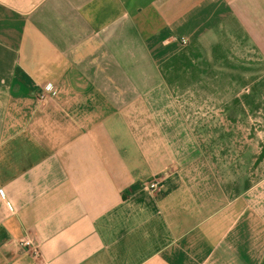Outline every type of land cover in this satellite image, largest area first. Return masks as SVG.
I'll return each instance as SVG.
<instances>
[{"label":"crops","instance_id":"1","mask_svg":"<svg viewBox=\"0 0 264 264\" xmlns=\"http://www.w3.org/2000/svg\"><path fill=\"white\" fill-rule=\"evenodd\" d=\"M0 264H264V0H0Z\"/></svg>","mask_w":264,"mask_h":264},{"label":"built area","instance_id":"2","mask_svg":"<svg viewBox=\"0 0 264 264\" xmlns=\"http://www.w3.org/2000/svg\"><path fill=\"white\" fill-rule=\"evenodd\" d=\"M158 182H154L153 184H151V189L153 190V189H158ZM23 246H26V247H31L32 246V243H31V241L30 240H24L22 243H21ZM34 254L37 256V255H39V252H38V250H35L34 251Z\"/></svg>","mask_w":264,"mask_h":264}]
</instances>
